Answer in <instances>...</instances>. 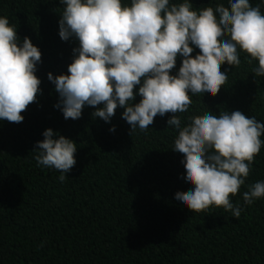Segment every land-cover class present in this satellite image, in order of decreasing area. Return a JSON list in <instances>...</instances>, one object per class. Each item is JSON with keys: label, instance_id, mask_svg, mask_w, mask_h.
Masks as SVG:
<instances>
[{"label": "trees", "instance_id": "1", "mask_svg": "<svg viewBox=\"0 0 264 264\" xmlns=\"http://www.w3.org/2000/svg\"><path fill=\"white\" fill-rule=\"evenodd\" d=\"M228 2L192 0L197 11ZM250 3L264 12L261 0ZM62 7L60 0H0V15L42 53L38 101L21 123L0 121V264H264V199L245 206L238 219L222 208L197 213L175 201L191 186L183 180L182 155L172 150L170 113L130 135L123 109L106 123L91 115L92 107L77 120L54 107L58 94L47 74L66 73L77 46L59 36ZM240 59L238 68L221 66L230 72L216 96H191L182 124L224 110L264 122V77L254 80L252 72L258 61L249 63L243 52ZM180 64L178 57L176 69ZM47 128L77 143V162L63 182L59 171L34 159ZM262 180L264 145L233 203L243 205V192Z\"/></svg>", "mask_w": 264, "mask_h": 264}, {"label": "clouds", "instance_id": "2", "mask_svg": "<svg viewBox=\"0 0 264 264\" xmlns=\"http://www.w3.org/2000/svg\"><path fill=\"white\" fill-rule=\"evenodd\" d=\"M60 4L59 36L77 42L67 72L47 74L58 94L54 107L64 119H80L83 109L92 107L93 117L110 123L120 108L131 135L170 113L166 128L177 133L172 150L182 155L183 180L191 186L187 193L175 194L181 207L197 213L222 208L238 219L245 206L264 199L262 180L243 192V205L232 201L264 145V122L240 110H224L219 116H188L182 124L191 96H216L230 72L221 66L238 68L242 52L250 56L249 63L258 61L254 80L264 77V12L259 4L229 0L227 7L217 3L199 11L192 0ZM41 59L31 38L21 39L16 26L0 15V121L21 123L22 113L38 101ZM42 135L34 159L38 166L59 171L63 182L77 162V143L52 128Z\"/></svg>", "mask_w": 264, "mask_h": 264}]
</instances>
